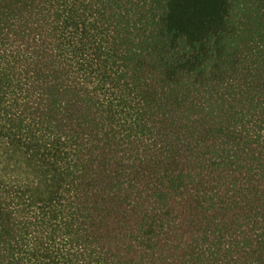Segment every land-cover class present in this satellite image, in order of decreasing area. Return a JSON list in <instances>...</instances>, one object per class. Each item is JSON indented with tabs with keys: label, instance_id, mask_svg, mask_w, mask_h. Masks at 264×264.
<instances>
[{
	"label": "trees",
	"instance_id": "16d2710c",
	"mask_svg": "<svg viewBox=\"0 0 264 264\" xmlns=\"http://www.w3.org/2000/svg\"><path fill=\"white\" fill-rule=\"evenodd\" d=\"M0 264H264V0H0Z\"/></svg>",
	"mask_w": 264,
	"mask_h": 264
}]
</instances>
